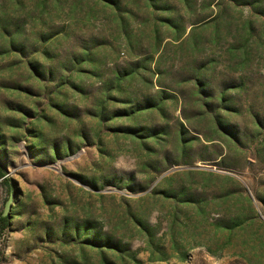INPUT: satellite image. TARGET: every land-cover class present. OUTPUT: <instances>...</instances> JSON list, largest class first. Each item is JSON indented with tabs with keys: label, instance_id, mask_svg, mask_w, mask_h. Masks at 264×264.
I'll use <instances>...</instances> for the list:
<instances>
[{
	"label": "rangeland",
	"instance_id": "1",
	"mask_svg": "<svg viewBox=\"0 0 264 264\" xmlns=\"http://www.w3.org/2000/svg\"><path fill=\"white\" fill-rule=\"evenodd\" d=\"M0 135V264H264V0H0Z\"/></svg>",
	"mask_w": 264,
	"mask_h": 264
},
{
	"label": "trees",
	"instance_id": "2",
	"mask_svg": "<svg viewBox=\"0 0 264 264\" xmlns=\"http://www.w3.org/2000/svg\"><path fill=\"white\" fill-rule=\"evenodd\" d=\"M110 2H115L116 0H109ZM133 75H122L120 73H118L115 77H116V80H115V83L114 84H117V85H120L126 78H129V77H132ZM152 104L148 103L147 102V99L143 102V103H140L137 105V108L139 110H143V109H147V108H151ZM157 106V105H156ZM158 108L162 111V105H158ZM121 113V112H120ZM127 132L129 133H133V134H136L138 135V131H135V130H132V129H125ZM2 142H3V137L2 135H0V146L2 145ZM0 177H4L5 174H4V158H3V154H4V151L3 150H0ZM93 187L94 184L92 185ZM10 216H4L2 212H0V229H6L10 226ZM92 226L91 224H89L87 227H86V231L85 234H86V238L88 240V243H90L91 245H94V246H104V247H107V248H121L118 244L116 243H113V239H111L110 237L108 236H104V234L102 233V231H92Z\"/></svg>",
	"mask_w": 264,
	"mask_h": 264
},
{
	"label": "water",
	"instance_id": "3",
	"mask_svg": "<svg viewBox=\"0 0 264 264\" xmlns=\"http://www.w3.org/2000/svg\"><path fill=\"white\" fill-rule=\"evenodd\" d=\"M12 207H13V199L10 198V199L7 201V203H6V206H5V209H4V212H3V215H4V216H8L9 213H10V211H11V209H12Z\"/></svg>",
	"mask_w": 264,
	"mask_h": 264
}]
</instances>
